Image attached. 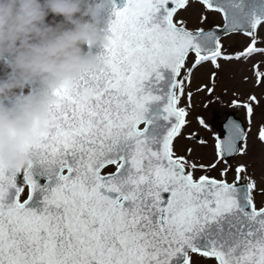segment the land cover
I'll use <instances>...</instances> for the list:
<instances>
[{"label": "snow or ice", "instance_id": "1", "mask_svg": "<svg viewBox=\"0 0 264 264\" xmlns=\"http://www.w3.org/2000/svg\"><path fill=\"white\" fill-rule=\"evenodd\" d=\"M120 3H106L104 67L57 89L55 123L30 146L33 166L22 180L0 166V264H264V201L255 199L264 170L238 164L226 178L228 158L248 154L250 128L226 126L207 164L175 143L194 70L210 62L214 85L221 60L264 56V0ZM193 3L199 26L189 27L180 14ZM211 13L222 23L204 26ZM241 33L247 44L226 53L221 36ZM253 69L264 83L260 64ZM253 103L255 95L243 104L249 125ZM256 135L264 144V123ZM220 163L222 178L196 175Z\"/></svg>", "mask_w": 264, "mask_h": 264}, {"label": "clouds", "instance_id": "2", "mask_svg": "<svg viewBox=\"0 0 264 264\" xmlns=\"http://www.w3.org/2000/svg\"><path fill=\"white\" fill-rule=\"evenodd\" d=\"M107 0H0V166H33V145L55 123L57 89L104 62Z\"/></svg>", "mask_w": 264, "mask_h": 264}, {"label": "rangeland", "instance_id": "3", "mask_svg": "<svg viewBox=\"0 0 264 264\" xmlns=\"http://www.w3.org/2000/svg\"><path fill=\"white\" fill-rule=\"evenodd\" d=\"M200 5L193 3L186 12L180 15L187 21L189 27L199 26L198 17L200 14ZM222 20L218 14H209V21L204 26L212 24H221ZM264 34V29H261ZM228 54H233L243 49L247 44L245 35L234 34L226 35L221 39ZM264 46V45H261ZM194 57H190V61ZM221 69L213 85L211 79V72L217 71L212 64L205 63L193 71L191 76L190 86L185 87V97L182 98L180 106H187L188 116L186 117L188 123L183 129L182 136L175 142L178 152H183L186 148H192L194 151L190 159H194L205 164L210 163L215 157V142L216 131L210 123L211 116L217 114L218 118L222 120L228 110H232L236 115H240L245 122L246 130L250 128L248 133V154L241 156L235 155L233 159L228 160V163L233 166V170L227 174V180L235 179L234 168L238 164H245L251 173L253 170L257 175L264 170V144L257 139V131L259 126L264 123V83L257 84L253 65L260 64V70L264 71V56L254 55L249 60L226 62L221 60ZM213 87L214 91L208 93L204 86ZM197 89H201L197 91ZM192 93V98L189 106L187 93ZM255 95L258 104L253 103L254 114L252 116L251 125L248 123V116L246 108L243 104L247 102L248 97ZM233 100L239 101L233 104ZM203 119L204 125L199 123ZM206 125V127H205ZM200 132L202 140L205 144L200 142L190 141L186 138L187 134ZM225 167L223 163L217 165L216 169L207 172H197L196 175L206 174L209 176L222 178L220 176L221 170ZM256 203L259 206L264 201V196L259 192L256 194ZM199 264H212L211 261L201 259Z\"/></svg>", "mask_w": 264, "mask_h": 264}, {"label": "water", "instance_id": "4", "mask_svg": "<svg viewBox=\"0 0 264 264\" xmlns=\"http://www.w3.org/2000/svg\"><path fill=\"white\" fill-rule=\"evenodd\" d=\"M122 3H123V0H121L120 6H122ZM103 14H104L105 19L107 21L109 16H110V14H111V8L109 7L108 4H104V6H103ZM106 24L104 25V27H106ZM215 26H212V27H215ZM100 50L101 49H98L97 51H100ZM212 119H213L212 123L215 125V127L217 129H219V135L218 136H220L221 138H223V136L226 135V132H227V127L226 126L230 125V123L233 122V121L240 123L241 126L244 127L243 124L241 123V121L239 120V118L234 117L233 113H229V115H227V118H226L225 121L217 122L215 120V117H213ZM195 137L198 138L199 136L197 135Z\"/></svg>", "mask_w": 264, "mask_h": 264}, {"label": "flooded vegetation", "instance_id": "5", "mask_svg": "<svg viewBox=\"0 0 264 264\" xmlns=\"http://www.w3.org/2000/svg\"><path fill=\"white\" fill-rule=\"evenodd\" d=\"M26 191V190H25Z\"/></svg>", "mask_w": 264, "mask_h": 264}]
</instances>
